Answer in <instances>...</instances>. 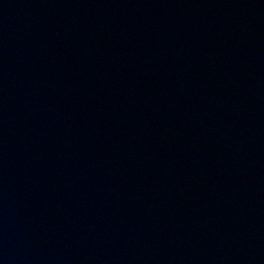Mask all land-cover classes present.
Instances as JSON below:
<instances>
[{"label": "water", "instance_id": "95a60500", "mask_svg": "<svg viewBox=\"0 0 264 264\" xmlns=\"http://www.w3.org/2000/svg\"><path fill=\"white\" fill-rule=\"evenodd\" d=\"M0 264H264V0H0Z\"/></svg>", "mask_w": 264, "mask_h": 264}]
</instances>
